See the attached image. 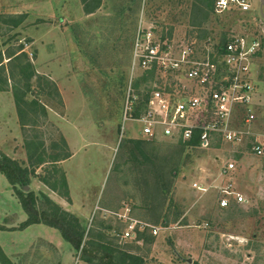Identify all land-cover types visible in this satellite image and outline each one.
I'll return each mask as SVG.
<instances>
[{"label": "rangeland", "instance_id": "1", "mask_svg": "<svg viewBox=\"0 0 264 264\" xmlns=\"http://www.w3.org/2000/svg\"><path fill=\"white\" fill-rule=\"evenodd\" d=\"M215 3L0 0V158L32 169L30 154H40L45 164L36 172L55 175L57 190L35 176L25 195L35 194L40 213L57 206L84 231L80 249L45 223L22 232L23 187L0 173L3 264H91L84 260L89 241L95 254L110 243L145 264H264V155L217 137L206 149L185 145L180 158L186 142L138 138L141 126L132 122L121 138L128 86L137 84L143 99L155 80L133 67L141 20L160 35L198 39L201 48L209 39L218 47L235 34H264L262 0L251 14H218ZM129 139L145 141L144 151L159 163L168 157L178 165L172 172L160 165L158 173L132 162ZM230 159L238 163L235 189L247 202L221 208L223 165Z\"/></svg>", "mask_w": 264, "mask_h": 264}, {"label": "built area", "instance_id": "2", "mask_svg": "<svg viewBox=\"0 0 264 264\" xmlns=\"http://www.w3.org/2000/svg\"><path fill=\"white\" fill-rule=\"evenodd\" d=\"M255 9L256 0L215 3L218 14H251ZM197 40L160 35L155 26L146 27L141 20L133 67L154 75L155 80L143 99L133 82L128 86L121 138L126 124L132 122L141 126V136L147 140L189 142L198 135L200 146L206 149L218 137L233 147L250 146L253 154L264 155V34H235L218 47L209 39L201 48ZM237 170L234 159L223 165L227 181L219 188L221 208H228L232 201L247 202L235 189ZM133 229L125 236L131 237Z\"/></svg>", "mask_w": 264, "mask_h": 264}, {"label": "trees", "instance_id": "3", "mask_svg": "<svg viewBox=\"0 0 264 264\" xmlns=\"http://www.w3.org/2000/svg\"><path fill=\"white\" fill-rule=\"evenodd\" d=\"M210 6V4H208ZM201 13H204V10H200ZM207 14V13H205ZM195 26V24H194ZM201 26V25H200ZM199 39H202L199 36ZM204 40V39H202ZM12 56V54L10 55ZM14 56V54H13ZM11 59V57H10ZM9 62H12L9 61ZM2 62H0V67ZM27 90H30V86L28 83L25 86ZM135 87H138L136 84ZM26 90V91H27ZM157 142V141H155ZM183 143L182 141H180ZM128 144L133 145V147L130 149V159L132 162H136L138 165H145L148 166L150 171L155 170L156 172H160V165L161 166H172L170 172L174 170V168L178 165L179 160L176 163L170 164V159L168 157L163 160V162L159 163L155 158L157 155L151 156L148 155L144 149L143 145L145 144V141L142 140H134L129 139L127 141ZM180 143V144H181ZM198 146L199 143V137L196 135L191 141L183 143V149L179 151V156L181 158L184 148L186 146ZM182 147V145H181ZM38 152V151H35ZM37 154V153H36ZM39 154V153H38ZM40 156V154H39ZM37 157L34 154H30L29 156V163L32 167V169L28 166L23 167L20 165L16 160L6 156L2 155L0 158V173L4 174L11 185H13L15 188L19 184L22 185L23 190L18 191L19 192V199L23 206V209L28 214V220L24 223H22V228H26L28 226L34 225V224H40L45 223L51 227L57 228L61 230L63 237L73 243L78 249L82 246L83 239H84V231H82L79 220L76 218L72 221L69 220V213L62 211L59 207H53L52 209H47L45 211H41V213L37 209V199L34 193L30 192L27 195H25L24 190L27 185L30 183V177H37L41 178V181L49 186L52 190H57V182L54 183L52 180L55 178V175H49V177H39V175L36 172L37 168H40L43 164H45V160L42 159V157ZM69 155L65 156H59L56 158V161L65 160L68 158ZM164 163V165L162 164ZM160 180L162 179V175L157 176ZM65 178L62 179V184L65 185ZM48 202H50L47 199ZM51 203V202H50ZM72 216V215H70ZM110 243H108L109 245ZM108 245H105V247L101 246L98 248V253L95 254L93 251L95 250L94 243L92 241H89L85 247L84 251L85 253H91L89 257L85 258L84 260L91 263V264H145L142 257L135 256L133 254L128 253L127 251H121L117 250L119 252H116L115 250H112V247H109ZM105 248V249H104ZM107 249V250H106ZM100 251H104L100 252ZM89 255V254H88ZM0 258L5 260L3 258V253L0 248Z\"/></svg>", "mask_w": 264, "mask_h": 264}, {"label": "crops", "instance_id": "4", "mask_svg": "<svg viewBox=\"0 0 264 264\" xmlns=\"http://www.w3.org/2000/svg\"><path fill=\"white\" fill-rule=\"evenodd\" d=\"M262 3H263V0H262ZM124 138V137H123ZM138 138H141V139H145V138H143L142 136H139ZM135 140V139H134ZM147 140V139H146ZM159 140H170V139H163V138H161V139H158V140H153V141H159ZM149 141H151V140H149ZM171 141H174V140H171ZM28 219H25L24 221H23V223L24 222H26ZM37 225H39V224H34V225H31V226H28V227H26V228H23L21 231L22 232H25V231H27V230H30V229H33V227H35V226H37ZM47 234H48V238L49 239H51V235L48 233V231H45ZM67 241V240H66ZM1 248V247H0Z\"/></svg>", "mask_w": 264, "mask_h": 264}, {"label": "water", "instance_id": "5", "mask_svg": "<svg viewBox=\"0 0 264 264\" xmlns=\"http://www.w3.org/2000/svg\"><path fill=\"white\" fill-rule=\"evenodd\" d=\"M263 4H264V0H263Z\"/></svg>", "mask_w": 264, "mask_h": 264}]
</instances>
